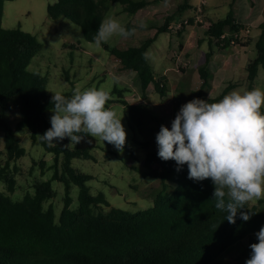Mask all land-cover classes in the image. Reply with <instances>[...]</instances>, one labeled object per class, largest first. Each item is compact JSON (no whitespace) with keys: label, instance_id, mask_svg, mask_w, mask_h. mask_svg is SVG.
I'll list each match as a JSON object with an SVG mask.
<instances>
[{"label":"trees","instance_id":"obj_1","mask_svg":"<svg viewBox=\"0 0 264 264\" xmlns=\"http://www.w3.org/2000/svg\"><path fill=\"white\" fill-rule=\"evenodd\" d=\"M6 1L0 0V128L4 132L7 151L0 167V182L7 185V191H0V264H245L246 260L226 261L225 256L246 240L249 246L258 242L255 233L264 226V209L259 204L264 203V199L259 200V204H249L255 212L249 221H243L238 214L236 223L231 224L225 219L226 213L215 208L214 186L210 179L194 182L188 178L187 165L177 171L174 160L162 161L158 157L157 145L141 142L148 149L144 159L145 175L164 182L165 189L171 186L170 182H175L176 186L171 193L160 191L154 198V206L132 211L112 205L103 192L93 194L88 184L93 176L79 172L73 166L75 158H94L92 150L98 146V139L86 136L73 147L49 145L40 139L39 135L51 127L48 110L54 95L48 91V78L29 69L42 42L34 33L21 27L4 26ZM111 2L121 3L123 10L132 14L151 3L150 0H58L49 5V12L54 17L64 14L80 26L87 40L93 41ZM182 5L165 17L154 35H147L139 45L128 44L130 39L137 37V32L132 37L121 38L116 47L104 44L112 53L114 70L119 75L129 72L138 75L145 100L149 98L152 84L162 95L167 94V84L166 77H159L151 60H146L142 54L149 52L160 33L171 30V22L186 9ZM187 22L195 24V16ZM124 25L139 26L133 21ZM242 27L244 25L236 21L235 3L225 18L208 22L206 33L213 49L207 52L205 62L199 66L201 85L189 100L204 99L205 89L211 86L213 45L229 47L233 37L222 39V35ZM260 29L256 43L258 54L247 68L250 87L254 86L259 70L264 66V21ZM246 36L242 33L236 43L243 44ZM233 86L234 83L226 85L212 97L222 99ZM125 90L116 88L114 92L119 94L118 98L109 100L105 106L111 102L123 103L128 109L132 129H142L153 115L151 107L149 103L129 101ZM63 94L71 96L72 91ZM15 98L22 101V115L13 125L8 119V110ZM261 112L264 113L263 108ZM158 121L160 130L164 122ZM24 128H30L32 138L40 140L46 150L56 153L51 165L46 160L35 161L42 167L43 174L50 168L55 172L51 179H37L34 191L15 199L13 194L19 187L21 171L18 161L27 154L17 130ZM61 155H64L62 162ZM55 179L66 183L60 216L53 203L47 206V201L57 195L53 187ZM73 183L80 186L77 207L72 206Z\"/></svg>","mask_w":264,"mask_h":264},{"label":"rangeland","instance_id":"obj_2","mask_svg":"<svg viewBox=\"0 0 264 264\" xmlns=\"http://www.w3.org/2000/svg\"><path fill=\"white\" fill-rule=\"evenodd\" d=\"M58 0H7L3 16V24L6 28L21 27L25 31L34 33L42 42L41 50L32 59L29 69L40 72L48 78V91H59L61 93L72 91L76 86L82 90L89 88L103 89L112 93L111 96L118 98L119 94L114 92L116 88L124 91L125 97L131 102L149 103L152 117L142 129H132L128 121V109L121 102H111L106 108H111L122 117V123L127 132L126 145L123 152L118 151L112 144L98 140V146L92 150L94 158H75L73 166L82 173L93 176L88 184L91 186L93 194L103 192L112 205L140 211L154 206V198L160 191L171 193L176 186L175 182H170L171 186L165 189V183L152 178L144 173L146 165L145 157L148 149L141 142H149L151 146H156V135L159 132V119L171 128V122L175 118L180 107L194 96L201 85V76L198 71L199 66L206 60L207 52L212 50L207 33L204 31L208 27L205 14L204 23H196L195 27L189 26L186 30L175 32L170 30L160 34L158 39L149 48L150 60L156 74L166 77L167 94L162 95L157 91L155 85L149 88V98L142 97L141 80L135 72L122 73L119 75L114 70L112 53L104 45L97 47L93 41L85 38L80 26L60 14L54 17L49 12V5ZM111 7L107 15L120 21L121 24L129 22L133 18L132 13L124 11L122 4L111 2ZM231 7V6H230ZM169 8L168 11H175ZM229 4H224L220 8L210 7L209 17L211 20H218L227 16ZM156 13L163 11L156 10ZM164 12H167L165 10ZM195 10L187 9L184 14L180 13L183 21H188ZM197 13V12H196ZM184 15V16H183ZM132 16V17H131ZM165 18V15H164ZM164 18L157 19L155 24L149 26H159L156 23H163ZM176 21V20H175ZM178 21V20H177ZM142 30L137 37L130 39L128 44H140L147 35H154L156 31ZM189 29V30H188ZM186 31V35H184ZM192 31V33H191ZM191 33V34H190ZM190 38L188 39L187 37ZM143 37V38H142ZM121 38L114 37L109 44L112 47L119 45ZM125 41V40H124ZM182 44V45H181ZM214 46L211 56V86L204 92V100L209 95H218L226 85L234 83L230 92L236 90L241 93L252 90H264V66L261 67L254 86L250 87L248 79V69H244L238 63L232 67V63H227V67H222L218 53L225 52L227 56H236V46L242 44L233 43L229 47ZM176 51L183 58L191 59L187 66H183L176 59ZM251 57V49L242 56L241 62L244 65ZM225 68V69H223ZM230 68V69H229ZM248 68V67H247ZM118 81V82H117ZM49 91L50 94H54ZM229 92V93H230ZM264 109V105L262 107ZM22 115V101L15 98L8 110V119L14 125ZM53 115L48 110L49 118ZM17 136L22 144L27 148V154L18 161L21 168L18 175L19 187L13 194L15 199H21L28 191H34V183L38 180H48L53 177L54 168L42 173L40 162L46 160L48 165L55 162L56 153L45 149L40 140H34L30 128L17 130ZM56 144L69 145L70 141L65 138L63 141H56ZM7 157L5 148L4 132L0 128V167ZM64 155H61V162ZM139 166V167H138ZM139 168V169H138ZM53 187L57 195L47 201V206L53 203L57 215L60 216L64 206L66 196V183L64 181L53 180ZM0 191H7V185L0 182ZM80 186L73 183L71 195L73 196V207L79 205ZM259 204V200H253L250 205ZM264 209V203L259 204ZM108 209L107 206H105ZM249 241L234 247L225 256L226 261L247 260L250 256ZM248 247V248H247Z\"/></svg>","mask_w":264,"mask_h":264},{"label":"clouds","instance_id":"obj_3","mask_svg":"<svg viewBox=\"0 0 264 264\" xmlns=\"http://www.w3.org/2000/svg\"><path fill=\"white\" fill-rule=\"evenodd\" d=\"M146 24L127 27L106 15L93 36L97 47L110 44L114 37L129 38ZM147 60L149 53H143ZM118 82V81H117ZM51 91V90H49ZM51 127L39 135L49 145L68 138L79 144L90 136L112 144L123 152L127 132L122 117L106 108L114 99L103 89L82 90L76 86L71 96L51 91ZM214 101V102H210ZM264 90L232 91L220 100L194 98L184 103L171 122L161 125L156 135L157 155L162 161L174 160L177 171L185 165L194 182L210 179L215 208L235 224L237 216L249 221L255 212L253 200L264 199ZM244 209H248L244 211ZM224 219V220H225ZM245 264H264V226L255 233Z\"/></svg>","mask_w":264,"mask_h":264},{"label":"crops","instance_id":"obj_4","mask_svg":"<svg viewBox=\"0 0 264 264\" xmlns=\"http://www.w3.org/2000/svg\"><path fill=\"white\" fill-rule=\"evenodd\" d=\"M151 3L144 9L139 10L136 14L132 15L133 18L130 19V21H133L134 23L140 25V24H146L149 26L150 24H155L157 19H162V16L164 18L174 11H168L169 8H175L177 6V9L181 4L184 6L186 9L185 11L190 8L194 9L195 12L192 13L190 17H194L196 15V9L197 6L202 2V0H150ZM206 9H205V14L208 22L214 21L211 20L209 17V8L215 7V8H220L224 4H229V11L232 9V4L235 3V10H236V21L237 23L243 24L244 27H250L251 32L246 36V39H244V43L242 46L237 47L236 46V56H227L225 52H220L217 55H220L219 61L221 63V66L227 67V63H232V67H235V64L237 65L238 63L240 64L241 67L247 70V67L249 63L257 56L258 50L256 47L257 40L260 36L261 29L260 25L264 21V0H206ZM231 6V7H230ZM123 8V6H122ZM176 9V10H177ZM163 11L161 13H156L155 11ZM167 10V12H164ZM184 11V12H185ZM183 12V14H184ZM131 16V17H132ZM184 16V15H183ZM225 18V17H224ZM183 19L181 16L177 17L176 21H180ZM222 19V18H220ZM165 20V18H164ZM219 20V19H218ZM175 21V20H174ZM172 21V22H174ZM127 23V22H126ZM124 23V24H126ZM164 23V21H163ZM163 23H156V24H163ZM123 24V25H124ZM196 24V23H195ZM192 24L190 26L195 27L196 25ZM159 25V26H160ZM158 26H153L152 28L157 31ZM189 28V26H188ZM146 30H152V29H144ZM189 30V29H188ZM142 30L137 31V36ZM154 32V34L156 33ZM187 31V30H186ZM186 31H184V35H186ZM206 32V28L204 30ZM192 33V31H191ZM190 33V34H191ZM161 34V33H160ZM158 35V37L160 36ZM188 39L190 38L187 37ZM158 39V38H157ZM209 43V40H208ZM139 45V44H137ZM251 49V57L248 58V62L244 65V63L241 62L242 56ZM215 51V50H214ZM225 69V68H223ZM230 69V68H229ZM261 69V68H260ZM261 70H259L260 72ZM137 103V102H135Z\"/></svg>","mask_w":264,"mask_h":264},{"label":"built area","instance_id":"obj_5","mask_svg":"<svg viewBox=\"0 0 264 264\" xmlns=\"http://www.w3.org/2000/svg\"><path fill=\"white\" fill-rule=\"evenodd\" d=\"M206 4H207L206 0H202V2L197 6V9H196L197 13L195 15L196 23L206 22L205 20ZM186 26L187 27L190 26L187 21L186 22L185 21H174V22H171V24L169 25V28L175 32H179L181 29H183ZM250 32H251L250 27L241 28L239 31H235L233 33L225 32L222 35V39L229 38V36L231 35L233 37L232 43H236V39L239 38L242 33H245L246 35H248ZM175 55L178 56L176 57V59H178V62L181 65L187 66L190 64L191 59L183 58L182 55H179L177 51Z\"/></svg>","mask_w":264,"mask_h":264}]
</instances>
